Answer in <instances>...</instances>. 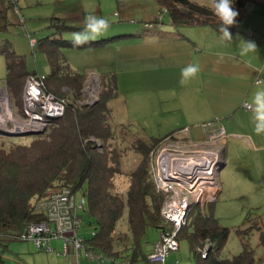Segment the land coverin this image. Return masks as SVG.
Here are the masks:
<instances>
[{
    "label": "trees",
    "instance_id": "1",
    "mask_svg": "<svg viewBox=\"0 0 264 264\" xmlns=\"http://www.w3.org/2000/svg\"><path fill=\"white\" fill-rule=\"evenodd\" d=\"M8 2V6L12 5L10 0ZM159 2L167 8L176 26L210 23L218 29L219 21L208 5L194 0ZM245 3L246 0H234V9L239 12L237 23L243 16ZM6 18V8L0 7V27ZM50 26L54 31L37 38V44L46 52L50 63L45 86L56 97L65 100V113L54 119L43 133L33 134L29 142L6 144L5 140H0V242L14 240L28 222L41 219V214L33 209L39 197L52 188L66 186L74 192L81 191L86 199L84 217L86 225L95 230V235L90 236L95 248L120 255L115 246L124 242V250L131 248L133 256L142 254L146 259L142 239L147 229L154 227L161 231L169 225L161 214L164 194L156 188L150 152L174 133L134 138L133 146L140 152L141 159L137 167L127 173L129 185L126 191L118 190L117 178L123 173V149L118 144L117 124L109 105V99L118 94L116 77L111 74L108 79L102 78L103 88L95 102L80 103L86 73L75 70L61 50L63 46H73L72 39L63 37L62 33L78 26L66 24L60 18ZM130 34L120 33L82 46L102 44ZM7 51L5 79L13 103L21 101L19 110L22 111L25 79L29 73L37 72L27 68L23 55L14 49L0 47V53ZM199 206V203L190 206L180 231L187 236L198 264H263L264 252H258V248L264 249L261 220L255 219L253 224L238 228L241 250L233 255H223L221 251L230 229L219 224L212 202L208 211ZM125 212L129 233L119 234L117 222ZM206 240L214 241V245L206 256H202L197 248ZM0 263L4 264L1 255Z\"/></svg>",
    "mask_w": 264,
    "mask_h": 264
},
{
    "label": "rangeland",
    "instance_id": "2",
    "mask_svg": "<svg viewBox=\"0 0 264 264\" xmlns=\"http://www.w3.org/2000/svg\"><path fill=\"white\" fill-rule=\"evenodd\" d=\"M141 1L143 0H19L18 12L14 9L13 5L8 6V0H0V7L6 8L7 17L4 25L0 27V47H5L7 50L14 49L16 53L23 55L28 69H37L38 73H47L50 70L48 56L45 51L39 48L38 44L32 47L29 36L39 38L52 33L54 31V28L50 26L52 22L58 18H62L66 24L78 26L75 30H67L62 33L63 37L72 39L74 32H79L83 29V21L88 14L102 16L110 22L111 26L104 35L131 31L137 28L140 30L143 27L142 16L139 12H136L138 8L136 9L133 5ZM194 1L202 3L203 1L208 2L211 0ZM119 7L122 12L120 15H118ZM5 44L8 45L6 46ZM116 46L117 41H113L108 46H101L100 44L63 46L61 50L73 67L75 66L81 72L87 73L93 71L97 74L95 91H98V96H100V91L103 88L102 78L108 79L107 76L112 74L109 72L110 70L116 74L113 71L116 66L114 63L112 65L102 63L103 61H111V54L114 52ZM8 55V51L0 53V81L5 80L6 77V58ZM93 67L96 69L90 70ZM134 76L129 75L124 76L123 79L120 78L122 85L120 84L118 87V94L109 99V105L112 108V118L115 124H117L116 135L118 144L123 149L121 156V169L123 173L117 178L118 190L123 191L128 186L127 173L134 170L141 159L140 152L133 146L134 138L136 136L163 137L173 132L174 135L165 138L157 148L150 152L152 168L154 170L157 168L164 153L177 154L178 156L182 154L186 157L197 158L207 153L214 154L213 160L217 170L213 175V183H218L219 180L222 191L218 200L214 202L213 211L219 224L230 229L229 236L223 245L221 253L223 255H233L239 252L242 245L237 233L238 228L251 225L257 219V221L261 220L260 224L263 225L261 228L264 229V193L260 196L252 197L250 190L244 192L248 188H252L250 177L246 174V171H244V175L242 174L241 177H238L237 174L232 177V169H236L238 163L246 166L248 163L246 161L247 158H234L231 155L232 147L230 142L223 143L224 141L222 140L204 141L205 136L202 139L186 137L185 132L181 131L183 123H180V120L171 119L169 122L163 121L162 124L152 123V105L150 102L144 105V110L145 108L148 109L147 115L143 116L137 109L136 93L139 90L136 88L137 79ZM20 107L21 101H17L16 104L13 103L15 112L19 113L21 111L19 110ZM153 109L152 113L158 111L155 107ZM140 116H143L144 122H140L137 119ZM200 124L202 123L195 125L201 126ZM33 137V134L26 133L16 135L0 134V140H5L6 144H9L11 141L29 142ZM97 142L99 143L100 140H97ZM100 149L102 150V148ZM222 163L226 165H222ZM232 185H238L237 189L239 192H235V187L233 189L234 192H230L228 189ZM81 200L82 193L78 191L77 201L80 203ZM211 202L212 200L206 199L203 204L198 203L202 210L208 211L207 207ZM248 217H252V219L248 220ZM116 231L119 234H124V231L129 233L127 212L118 220ZM89 234L90 232H88ZM157 236L156 228L150 227L147 229L142 239V252H147L149 245ZM148 239L149 242L146 241ZM209 241H211V246L213 247L214 241ZM254 243L255 240L252 244L254 245ZM1 247L0 252H2L4 262L7 264H72L71 254L67 256L63 254L64 245L62 238L54 239L52 241V248L47 250H40L32 239H14L7 246H3V249ZM115 250L120 252V255H113H116L119 259L130 258L131 264H161L149 262L143 258L142 254H138L136 257L133 256V249L124 250V242L118 243L115 246ZM258 252L263 253L264 249L258 248ZM121 255L126 257H122ZM177 260H179L178 264H198L194 250L191 248L189 240L183 232L179 235V248L170 253L165 264H176ZM79 264L102 263L90 260L85 255H82Z\"/></svg>",
    "mask_w": 264,
    "mask_h": 264
},
{
    "label": "crops",
    "instance_id": "3",
    "mask_svg": "<svg viewBox=\"0 0 264 264\" xmlns=\"http://www.w3.org/2000/svg\"><path fill=\"white\" fill-rule=\"evenodd\" d=\"M201 4L211 7V1ZM133 6L142 16L143 27L140 30L137 28L101 37L131 33L100 44L108 46L117 41L111 61L102 62L116 65L113 70L116 74L112 70L109 72L115 75L117 88L122 85L120 78L135 75L139 112L147 115L148 109L144 110V105L150 102L152 110L154 107L158 109L155 113L151 110L152 123L180 120L183 123L181 131L188 138L202 139L205 136L203 126L195 124L220 118L228 133L223 143H231L234 158L245 157L248 162L246 166L238 163L236 169H232V177L236 174L241 177L246 171L252 188L244 192L250 190L252 197L263 194L264 135L255 134L252 113L245 103L250 102L257 81L264 82V0H246L242 18L234 28L229 29L233 36L231 44L222 41L218 29L210 23L176 26L159 0H143ZM120 7L118 15L122 14ZM241 40L255 42L258 50L241 56L238 51ZM193 63L199 65L201 71L181 86V70ZM73 68L78 70L75 66ZM93 69L96 68H90ZM32 71L38 72L37 69ZM143 116L137 119L144 122ZM185 126L189 130H184ZM238 187L232 185L228 190L239 192ZM221 191L220 184V191L212 201L213 207ZM89 229L92 228L87 225L84 232ZM157 234L158 238L159 230ZM156 239L149 245L146 255ZM146 241L149 242V239ZM9 242H0V247L7 246ZM0 255L4 261L2 252Z\"/></svg>",
    "mask_w": 264,
    "mask_h": 264
},
{
    "label": "built area",
    "instance_id": "4",
    "mask_svg": "<svg viewBox=\"0 0 264 264\" xmlns=\"http://www.w3.org/2000/svg\"><path fill=\"white\" fill-rule=\"evenodd\" d=\"M18 1L10 0L14 9L19 12ZM29 38L32 47H35L37 38L35 36ZM46 78V73L37 72L27 75L22 92V111L19 113L14 111L6 80L0 81V134L16 135L42 129L46 131L54 119L64 115L66 102L46 88ZM96 79L95 72H87L83 87L84 97L79 99L80 103H93L99 98L98 91H95ZM247 104L245 103L246 107ZM202 126L205 131L204 141H224L228 135L220 118L205 121ZM184 130H189V127H184ZM169 155L182 158L184 161L190 158L185 155L164 153L157 168L153 169L156 188L164 194L161 214L169 225L160 231L146 259L161 264L165 263L171 252L179 248V234L186 223L190 206L198 202L203 204L206 199L213 201L220 190L219 180L218 183H213L214 174H211L212 178L209 182H204L206 185L203 187L199 184L193 185L198 177L188 171L186 167L188 164L174 163L173 157L167 160ZM212 167L214 171L217 170L215 162ZM85 203V197L82 196L79 203L77 192L69 187L50 189L33 204L34 211L41 214V219L28 222L15 239H32L40 250H47L52 248L54 239L62 238L63 254L65 256L71 254L72 264H79L78 259L82 255L102 264H131L130 258L119 259L115 255L98 250L91 244L90 236L95 235V230L89 229L87 233L84 232L87 227L84 217ZM211 245V241L208 240L197 249L202 256H206L212 248ZM178 263L179 260L176 261V264Z\"/></svg>",
    "mask_w": 264,
    "mask_h": 264
},
{
    "label": "clouds",
    "instance_id": "5",
    "mask_svg": "<svg viewBox=\"0 0 264 264\" xmlns=\"http://www.w3.org/2000/svg\"><path fill=\"white\" fill-rule=\"evenodd\" d=\"M211 11L219 21L220 39L231 44L233 36L229 29L236 26L239 16V12L234 9V0H211ZM110 26V22L104 17L88 14L84 18L83 29L72 34L71 42L73 46H82L90 41H95L98 37L107 33ZM257 50L255 42L244 40H241L238 48L241 56H247ZM200 71L201 69L197 64L186 65L181 70L180 85L183 86L190 79L195 78ZM247 108L252 113L255 134L257 136L264 135V82L257 81L256 89L247 104Z\"/></svg>",
    "mask_w": 264,
    "mask_h": 264
},
{
    "label": "bare ground",
    "instance_id": "6",
    "mask_svg": "<svg viewBox=\"0 0 264 264\" xmlns=\"http://www.w3.org/2000/svg\"><path fill=\"white\" fill-rule=\"evenodd\" d=\"M182 155V154H180ZM214 155V154H213ZM210 153H207L201 157H194V158H189L187 160H183L182 158H178V157H173L172 155L167 156V160H171V157L173 162H183L184 164H188V166H186L188 168V171H190V173L194 176H197V181H195V183L193 185H197L199 184L201 187H203L204 185H206L204 182H209L211 177V174H214V168L212 167V164L214 162V156ZM169 158V159H168ZM209 163V166H208ZM182 164V165H184ZM207 166V168H206ZM205 169V170H204ZM203 173H207V174H203ZM209 174V175H208Z\"/></svg>",
    "mask_w": 264,
    "mask_h": 264
},
{
    "label": "water",
    "instance_id": "7",
    "mask_svg": "<svg viewBox=\"0 0 264 264\" xmlns=\"http://www.w3.org/2000/svg\"><path fill=\"white\" fill-rule=\"evenodd\" d=\"M45 131V129L42 130H30L28 132H26V134H40L43 133Z\"/></svg>",
    "mask_w": 264,
    "mask_h": 264
}]
</instances>
